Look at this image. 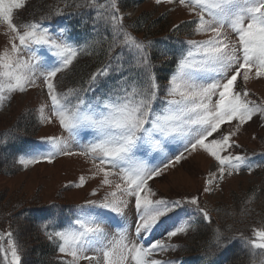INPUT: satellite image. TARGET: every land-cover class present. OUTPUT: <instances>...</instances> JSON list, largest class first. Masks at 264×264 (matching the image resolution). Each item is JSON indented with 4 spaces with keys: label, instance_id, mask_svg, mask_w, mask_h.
<instances>
[{
    "label": "snow or ice",
    "instance_id": "snow-or-ice-1",
    "mask_svg": "<svg viewBox=\"0 0 264 264\" xmlns=\"http://www.w3.org/2000/svg\"><path fill=\"white\" fill-rule=\"evenodd\" d=\"M63 2L64 8L51 10L41 21L17 24L14 11L23 8L25 0H0V25L7 36L0 50V109L15 94L46 90L50 105L38 108L40 121L58 124L62 132L44 137L18 163L27 168L51 164L57 157H80L89 165L88 174L65 188L81 189L95 180L90 197L107 189L77 206L76 216L62 229L49 231V217L43 224L45 235L57 245L60 264H183L157 257L178 250L173 238L192 229V212L211 222L200 195L221 191L228 178L258 166L247 154L235 152L241 145L234 137L257 115L264 120V98H253L248 87L264 78V0H154L156 5H172L170 11L177 6L186 9L195 17L188 22L194 25L191 35L207 37L182 42L164 86L151 59L153 42L127 31L118 0ZM73 3L76 9L94 12V30L104 22L112 42L107 63L90 75L86 87L61 92L58 74L72 65L87 43L75 44L65 34L68 29L57 30L42 21L63 16ZM181 26L173 25L172 30L178 32ZM229 30L235 41L229 40ZM112 76L116 79L109 81ZM201 154L210 161L202 192L163 197L150 186V181ZM106 225L115 231L110 233ZM253 232L250 247L264 250V228ZM215 243L228 247L219 229ZM0 255L4 264H22L11 231L0 234Z\"/></svg>",
    "mask_w": 264,
    "mask_h": 264
},
{
    "label": "rangeland",
    "instance_id": "rangeland-1",
    "mask_svg": "<svg viewBox=\"0 0 264 264\" xmlns=\"http://www.w3.org/2000/svg\"><path fill=\"white\" fill-rule=\"evenodd\" d=\"M26 1L23 8L14 11V22L17 24L32 22L29 19L38 16L36 15V11L32 12V7L31 9L30 7H27L32 0ZM119 1L121 0H118V3ZM137 1L136 5L129 6L128 8L123 7L125 5V1H123L121 3L122 10L119 9V12L124 16L125 26H129L135 33H137L136 35L133 34V36L138 40H150L153 42V45L154 43H160V45L157 46L158 49H160V47L162 49H164V47L169 48L172 45L165 41H176V45L178 46H175L174 50L179 54L182 50V46L180 47L179 45H182V42L187 39L207 38L206 36L191 35L194 25L188 22L193 21L195 17L190 15L186 9L177 6L175 10L170 11L173 7L172 5H156L154 0ZM100 2L103 3L104 0H100ZM59 6L61 5L52 4L49 9L43 11L44 13L39 16L48 14L51 10H54L57 7L60 8ZM37 7H39V5H37ZM141 13H144L143 15H146V17H150V21H158V24L152 28L144 25L139 29L140 31L144 30L145 32L136 31L132 25L133 20ZM82 22L83 21L78 20L77 24H82ZM177 24L182 25L178 32L172 30L173 25ZM62 27L64 28L62 22H58L53 28L58 30ZM5 31L6 28L3 25H0V50H2L7 44V36L4 34ZM65 34L67 35V33ZM227 35L229 40H236L235 34L230 30L227 31ZM81 39L86 41L89 38H84L81 35ZM183 47H186V45H183ZM153 50L154 47L149 51L151 52L152 62L156 65L155 71L157 72L162 64H167L168 59L159 54L155 55L154 52L152 53ZM115 51L119 52L120 49L117 48ZM86 60L87 58H83L80 62L78 61L79 63L77 65V60L75 59L68 69L58 74L56 81L58 91L64 92L68 89L87 86L78 79H74L75 76H77V72L74 68L76 65H80L77 70L80 71V68L82 69L83 66L82 63H85ZM107 61L108 52L103 56L101 65L100 61L99 63H96V61L89 63L91 66H94L93 69L96 71L98 68L102 67L104 63H107ZM175 66L176 62L172 67V72L174 71ZM68 71L70 72L68 73ZM157 76L162 86L167 84V82L163 83L160 81V76L158 74ZM71 79H74L73 82L68 81ZM113 79L115 80L116 77L114 76ZM248 87L249 90L254 93L253 98H264V78L250 82ZM163 95V92H161L162 97ZM8 104L10 106L4 112L0 113V139H2L0 140V166L3 163H10V157L14 151L15 153L19 152V155L17 156V160H14V162L6 168L8 174L0 168V205H8L10 203L9 206L14 208L15 205L25 207L38 204H71L73 205V208H71V213L67 217V221L59 228L62 229L76 216L77 206L84 204L86 199H96L102 196L103 192L107 189H102L98 193V197H90L89 192L92 188L96 187L98 183V181L95 180L90 181L86 187L81 189L75 187L65 188V185L69 184V182L77 181L80 175L88 174L89 165L80 157H57L51 164L42 162L35 165H29L27 168L19 164V157L28 152L33 146L41 144L44 137L61 135L62 132L59 129L58 124H46L41 123L40 121V114L37 111L38 108L42 104L50 105V101L47 100L46 90L42 91L40 88H35L29 89L28 92L23 94H15L14 98L6 105ZM224 128L225 131L228 130L227 125H225ZM234 139H236L237 143L241 145L240 148L235 149V152L247 154L251 158L250 163L258 166H254L251 173L245 169L240 174H234L232 177L228 178L222 184L221 191L200 195V204L202 207H205L208 212L221 207L233 212L236 206L243 209L242 205H244L245 210L247 212L249 210L250 212V215L247 214L242 217L244 221L243 225H248L249 229L245 230L246 233L244 235L247 236L249 238L248 241H250L254 238V229L264 228V120H261L259 115H257L251 122L242 127L240 133L234 137ZM170 147L173 149L175 148V146ZM169 154L171 155L172 153L170 152ZM209 163V159L203 154L194 155L187 161L182 162V164L175 169H170L163 178L150 181V186L157 192L158 196L163 197L175 198L183 195L197 194L198 192H202L203 178L209 170ZM253 210H255V212ZM134 218L133 209L132 212L128 213L129 222L131 223ZM191 218L193 224L194 218ZM3 225V234L11 231L19 246H21V240H32L30 236L33 232H30L31 230L29 229L24 231L28 234H26L27 236H20L18 233L19 231L17 232L20 228L18 223H15V225L12 226H10V223H4ZM240 226L241 225L239 224V227ZM105 227L110 233L115 231L114 227H109L107 225ZM189 232L187 235H180L173 238L172 242L179 245V241H183V238L190 234ZM0 234H2V232H0ZM131 234L134 235V224ZM4 243L6 247V240ZM22 252L24 251L20 250L21 256ZM253 253H255V255H253ZM59 255V259L57 258L58 264H60V261L63 258L60 253ZM186 257L187 254L179 255L176 251H169L159 255L157 258L182 261L183 264H186L184 262ZM33 258H35L34 253L31 252L29 254L27 252L26 255L22 256V263L25 259L32 260ZM54 259L56 260V256ZM249 260L250 264H260L261 260H264V250L252 249V251H250ZM82 264H84V262H82ZM190 264L192 263L190 262Z\"/></svg>",
    "mask_w": 264,
    "mask_h": 264
},
{
    "label": "trees",
    "instance_id": "trees-1",
    "mask_svg": "<svg viewBox=\"0 0 264 264\" xmlns=\"http://www.w3.org/2000/svg\"><path fill=\"white\" fill-rule=\"evenodd\" d=\"M123 1H125V5L123 6L124 8H127L130 5L136 3L135 0H121L118 3L120 7ZM70 2H72V0H70ZM75 2H79V0H75ZM52 4H60L61 6L59 7L64 8L63 0H33L29 7L30 9L32 7V12L36 11L37 14L49 9ZM37 5H39L40 8L37 7ZM83 10L86 9H76L73 3V7L65 8V13H72L75 11L79 12ZM143 14L141 13L137 15L132 24L134 29L139 32H145L144 30H139L144 25L152 28L153 26H156L158 24V21H150V17H146V15ZM126 28L127 31L132 35L137 34L129 26H127ZM98 29L100 32L106 31V28L104 30L102 28ZM111 42L112 34H106L105 32V37L101 36V38L97 41V44L92 51L93 54L91 53L90 49H88L87 52L90 53L84 52L81 57L79 56V62L83 60V58H87V60L85 63H82L83 66L82 69L80 68V71H77L80 66H77L79 63L77 62V65L74 68L77 72V76H75L74 79H78L86 86L85 82L95 71V69H93L94 66H91L89 62L96 61V63H99L100 61L101 65L103 56L105 55L104 53L107 52L108 46ZM166 43L172 45L169 48L164 47V49L160 47V52H155L157 54L160 53V55L163 56L162 53L171 52L174 45L177 44L176 41H166ZM86 54H88L89 56L84 57V55ZM175 60L176 55L173 53L172 57L168 59L167 64H162L161 67L157 70L156 73L160 76L161 82L164 83L166 81L170 70L175 64ZM74 79L68 81L73 82ZM15 156L16 153L14 151V153L10 157V163H3L0 166V168H2V170L6 174H8V172H6V168H8L14 162ZM9 205L10 203L8 205H0V231L4 233V227H2L4 226V223H10V226L18 223V225H20V228L18 230L16 228V230L17 232L19 231L18 233L21 237H25L27 233H25L24 231L27 229L31 230L30 232H33L30 236L32 240H21V246L19 247L21 251H24L22 252V256L26 255L27 252L29 254L32 252L34 253L35 258H33L32 260L25 259L22 264H58V257L60 255L57 251V245L48 240L43 230V224L49 219V217H53L52 222L48 224V230L51 231L53 229H59L67 221V217L70 215L73 205L38 204L25 207L15 205L14 208L10 207ZM242 206L244 210L239 206H236L233 212H230L228 211V209L222 207L209 211L211 222L205 221L201 214L192 212V217L194 218L192 229L189 232L190 234L187 237L185 236V238H183V241H179V248L178 250H176V252L195 255L197 259L202 260V263L206 264L211 260L212 257L216 256L217 253L225 251L226 259L224 264H250L249 255L250 251H252V248L248 243L249 238L244 235L246 233L245 230L249 229L248 225H243L244 221L242 219L243 216L247 214L250 215V212L249 210L248 212L245 210L244 205ZM253 211L255 212V210ZM239 224L241 225L240 227ZM217 229H219L220 233L223 234V239L225 241H229L227 248H220L216 246L215 235ZM55 256L56 260L54 259ZM0 264H4L1 255Z\"/></svg>",
    "mask_w": 264,
    "mask_h": 264
}]
</instances>
